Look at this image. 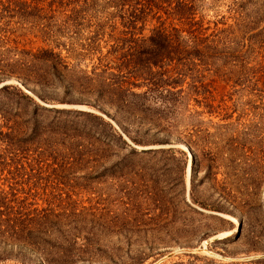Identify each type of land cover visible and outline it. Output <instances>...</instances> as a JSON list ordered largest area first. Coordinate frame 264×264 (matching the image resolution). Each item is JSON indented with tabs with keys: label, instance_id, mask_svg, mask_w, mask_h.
<instances>
[{
	"label": "rangeland",
	"instance_id": "1",
	"mask_svg": "<svg viewBox=\"0 0 264 264\" xmlns=\"http://www.w3.org/2000/svg\"><path fill=\"white\" fill-rule=\"evenodd\" d=\"M18 1L0 0V89L10 87L0 91V192H14L25 217L52 208L81 216L24 234L35 246L0 238V264H264V0H192L204 28L195 43L177 16L160 13L168 31L186 30L194 57L157 51L175 59L154 70L167 71L161 92L132 89L149 91L129 98L132 114L107 84H142L118 58L161 21L149 16L132 36L110 0L54 11L52 0ZM6 108L46 127L76 119L50 110L92 113L122 135L125 144L110 146L122 153L64 169L69 160L17 150Z\"/></svg>",
	"mask_w": 264,
	"mask_h": 264
},
{
	"label": "trees",
	"instance_id": "2",
	"mask_svg": "<svg viewBox=\"0 0 264 264\" xmlns=\"http://www.w3.org/2000/svg\"><path fill=\"white\" fill-rule=\"evenodd\" d=\"M7 1L10 6L20 3L18 0ZM89 1L95 3L97 0H84V2H81V0H52L50 3V10L52 8L54 11V4H57L58 7H67V4H74L76 5L74 9H76V7H79L80 3L89 5ZM110 1L115 3L118 16L125 21L124 26L130 31L129 34L132 36L135 35L134 30H139V24H145L146 19L149 16L160 22L162 19L160 13L166 14L168 16L167 19L172 16H177L178 19L183 22L182 24L190 28L187 31L194 39L191 42L196 41L199 35H203L202 32L204 31V28H202L201 25L199 26L200 22L195 19L196 13L192 0H178L176 2L174 0ZM12 2L14 4H12ZM174 4L175 6H173ZM27 9L28 8L20 10L19 6L15 5L11 11H22L21 13H25ZM38 11L40 12L42 9H38ZM160 24V26L153 29L152 35L147 40H138L134 38L130 40V43L133 44L134 47H130L128 50L133 51L123 53V56L121 55V58H118L123 61L121 65L122 67H131V77L134 78L136 82L142 81V84L137 85L135 82L130 83L127 81L107 84L111 90H114L117 93V95L114 94V96H112V101H115L120 108H123V111L130 112V114L133 113L132 108L137 106V103H134L132 100L130 101V97L144 98L150 90L162 91L160 89H162L161 84L165 83L164 72L167 71L160 72L154 70L161 69L162 66L165 65V61L163 60L171 62L175 57L167 54L159 56L156 53L157 51L159 52L165 48H176L177 50L184 52V55L186 54L185 58H183L185 61H190L194 57L190 52H186L187 42H189L188 39L185 40L181 37L182 33L186 30H178L177 28L172 27L171 31H168L167 27H165L166 21H161ZM118 40L119 42L124 43L127 41L120 40V38H118ZM140 48H143L142 53L140 56H137ZM119 50L121 51V45L116 43L112 46L109 54L112 55L113 51L117 52ZM54 56H56L55 53ZM174 71L176 70L174 69ZM177 75L181 74H178L177 71ZM145 86L149 87V91L142 95L136 94L132 91L133 88H142ZM9 88L10 87L8 86H4L0 91H7ZM22 97L28 102H33V99L29 96L22 94ZM15 104L18 105L19 102H15ZM38 110L39 107L37 108L36 105V108L32 110V112L30 111V113L32 116H35L39 113ZM141 111L144 112V110ZM48 112H54L56 115H74L76 119L60 122L59 118H53L51 124L46 127L43 126L41 121L36 119L32 122L25 118V122H20L18 119L19 115H22L21 112L13 114V111L9 108L3 110L2 116L8 123L7 128L9 129V132L5 135L12 137L14 142L13 145L17 147V150H20L21 147V150L29 151L30 148L34 147V149L39 152L38 154L41 158H50L54 161H58L60 158L69 160L68 166H62L67 170H72L74 163H80L84 158L99 162L101 159L117 156L122 153L121 148H119V150H114L110 147L114 140L125 144L122 135L117 132L111 123L105 122L101 117L89 112L73 110H50ZM78 118H82L81 125L78 122ZM125 131L129 132L126 129ZM48 134H50V137ZM59 137H61V141ZM65 142L67 143V146L63 147ZM135 142L137 141L135 140ZM11 144L12 142L10 145ZM153 151L154 150H150V152ZM63 152L65 155H63ZM143 154H147V152H137L132 149V151L128 153V156ZM15 199L16 194L14 192H0V238H5L13 243L20 244L21 242H24L28 245L35 246L39 242L30 244L21 240V238L25 239L24 234L36 231L41 232L45 229V223L49 219L51 221L50 227H54L58 230L61 226L66 227L65 224L67 220L81 216V214L75 212V210H69L67 208L58 210L52 208L46 211H36L34 218H30L29 216L25 217V214H23L19 208L11 206V203L14 202ZM77 259L79 258L77 257ZM46 262L52 264L51 262H48V260H46Z\"/></svg>",
	"mask_w": 264,
	"mask_h": 264
},
{
	"label": "bare ground",
	"instance_id": "3",
	"mask_svg": "<svg viewBox=\"0 0 264 264\" xmlns=\"http://www.w3.org/2000/svg\"><path fill=\"white\" fill-rule=\"evenodd\" d=\"M183 151H188V173H190L191 171V165H192V159H193V155L191 153V151L186 147V146H183L180 147ZM237 223V222H236Z\"/></svg>",
	"mask_w": 264,
	"mask_h": 264
},
{
	"label": "water",
	"instance_id": "4",
	"mask_svg": "<svg viewBox=\"0 0 264 264\" xmlns=\"http://www.w3.org/2000/svg\"><path fill=\"white\" fill-rule=\"evenodd\" d=\"M190 178V177H189Z\"/></svg>",
	"mask_w": 264,
	"mask_h": 264
}]
</instances>
